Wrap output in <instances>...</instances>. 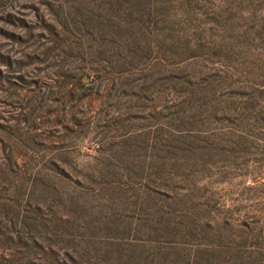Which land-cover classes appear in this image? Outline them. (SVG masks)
<instances>
[{
	"label": "rangeland",
	"instance_id": "374dc122",
	"mask_svg": "<svg viewBox=\"0 0 264 264\" xmlns=\"http://www.w3.org/2000/svg\"><path fill=\"white\" fill-rule=\"evenodd\" d=\"M0 264H264V0H0Z\"/></svg>",
	"mask_w": 264,
	"mask_h": 264
}]
</instances>
